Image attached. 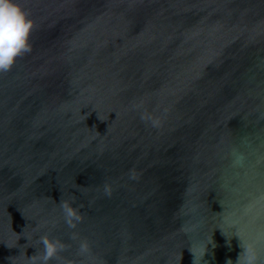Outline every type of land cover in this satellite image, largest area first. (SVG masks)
I'll return each mask as SVG.
<instances>
[{"label":"water","instance_id":"1","mask_svg":"<svg viewBox=\"0 0 264 264\" xmlns=\"http://www.w3.org/2000/svg\"><path fill=\"white\" fill-rule=\"evenodd\" d=\"M17 2L35 27L0 74V264L45 234L67 264H236L241 244L264 264V0Z\"/></svg>","mask_w":264,"mask_h":264},{"label":"clouds","instance_id":"2","mask_svg":"<svg viewBox=\"0 0 264 264\" xmlns=\"http://www.w3.org/2000/svg\"><path fill=\"white\" fill-rule=\"evenodd\" d=\"M34 27L30 13L17 0H0V74L10 72L19 58L31 52L30 37ZM141 119L151 123L154 128L159 127L158 119H154L150 115L142 114ZM129 179H138L134 170H130ZM104 194L108 197L112 195V189L107 184L104 186ZM60 208L65 225L69 229L75 230L78 224L83 221L80 206L74 207L73 203L61 200ZM71 239L79 240L77 255L86 257L90 254L91 249L87 239H80L75 231L72 232ZM38 242L42 245V252H36L28 257L30 264H50L51 261L67 264L61 254L68 251L70 245L59 238H50L47 234L40 236ZM240 247L243 251L238 255L236 264H259V256L253 246L241 244ZM192 254L193 264H195V254ZM227 264H231V261H228Z\"/></svg>","mask_w":264,"mask_h":264}]
</instances>
